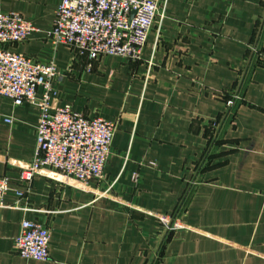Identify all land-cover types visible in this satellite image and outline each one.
I'll return each mask as SVG.
<instances>
[{
  "label": "crops",
  "instance_id": "obj_1",
  "mask_svg": "<svg viewBox=\"0 0 264 264\" xmlns=\"http://www.w3.org/2000/svg\"><path fill=\"white\" fill-rule=\"evenodd\" d=\"M59 3L0 0L36 28L7 47L53 58L52 104L116 121L111 152L87 187L43 167L26 198L4 195L0 264H264V0H165L133 62L52 46ZM37 116L35 103L0 95V174L32 159ZM24 218L49 226L47 259L14 250Z\"/></svg>",
  "mask_w": 264,
  "mask_h": 264
},
{
  "label": "built area",
  "instance_id": "obj_2",
  "mask_svg": "<svg viewBox=\"0 0 264 264\" xmlns=\"http://www.w3.org/2000/svg\"><path fill=\"white\" fill-rule=\"evenodd\" d=\"M164 6L165 0H60L46 35L52 46L67 45L75 56L88 62L101 55L133 62L141 58L148 34ZM35 29L18 12L0 9V95L11 98L14 105L27 101L38 106L32 159L15 176L0 174V206L6 205L3 197L9 190L14 191L17 199L26 198L33 175L43 167L75 178L82 187L101 179L116 128L114 120L101 115L87 116L69 103L50 102L51 93L55 92L53 81L60 74L53 58L33 60L7 47L24 41ZM250 51L261 55L254 45ZM38 87L42 88L41 95L36 94ZM239 97L237 92L231 93L224 100L223 113ZM4 120L11 122L13 117L6 115ZM218 122L219 119H213L214 124ZM157 217L168 228L185 226L169 214ZM50 235L44 222L24 218L13 239L14 250L22 257L47 259Z\"/></svg>",
  "mask_w": 264,
  "mask_h": 264
}]
</instances>
